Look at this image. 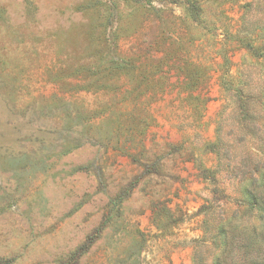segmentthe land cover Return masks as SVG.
I'll list each match as a JSON object with an SVG mask.
<instances>
[{
  "label": "rangeland",
  "instance_id": "1",
  "mask_svg": "<svg viewBox=\"0 0 264 264\" xmlns=\"http://www.w3.org/2000/svg\"><path fill=\"white\" fill-rule=\"evenodd\" d=\"M0 264H264V0H0Z\"/></svg>",
  "mask_w": 264,
  "mask_h": 264
}]
</instances>
